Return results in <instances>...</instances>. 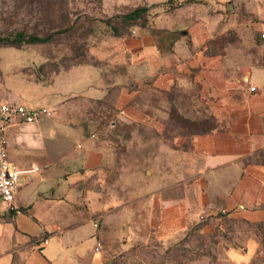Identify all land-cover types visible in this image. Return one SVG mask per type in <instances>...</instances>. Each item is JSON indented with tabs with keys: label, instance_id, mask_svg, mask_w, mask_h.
<instances>
[{
	"label": "crops",
	"instance_id": "crops-1",
	"mask_svg": "<svg viewBox=\"0 0 264 264\" xmlns=\"http://www.w3.org/2000/svg\"><path fill=\"white\" fill-rule=\"evenodd\" d=\"M133 1L148 21L92 44L95 64L1 83L0 104L51 115L0 133L9 165L28 171L12 208L0 200V264H104L124 236L169 240L202 214L203 230L221 217L264 226V0ZM87 103L109 104L111 123L99 125ZM206 116L205 132L183 123ZM116 124L127 137L108 138ZM142 129L159 132L162 148L143 153L152 165L141 194L109 213L104 182L121 156L106 144L148 147Z\"/></svg>",
	"mask_w": 264,
	"mask_h": 264
},
{
	"label": "rangeland",
	"instance_id": "rangeland-1",
	"mask_svg": "<svg viewBox=\"0 0 264 264\" xmlns=\"http://www.w3.org/2000/svg\"><path fill=\"white\" fill-rule=\"evenodd\" d=\"M135 8L148 9L133 0H0V36L20 31L43 36L49 30L73 23L76 29L74 35H59L43 45L18 48L0 45V91L4 78L11 74L49 81L58 69L80 60L79 57L74 59L70 48L79 46L81 38H87L88 47L96 41L108 39L106 31L111 21ZM233 9L243 11L245 7L237 4ZM147 21L144 13L133 23L143 25ZM79 53L85 54L83 50ZM2 95L0 92V98ZM152 95L153 99H159V96L155 98L156 95ZM83 107L94 115L108 110L104 104L87 103ZM127 132L123 133L125 137L130 130ZM138 134L141 139L151 140L148 147L139 145L136 139L124 142L129 138L116 146L111 142L106 144L112 155L116 152L123 159L122 162L119 158L113 175L104 182L103 197L109 213L115 206L127 205L141 194L146 184L143 175L147 169L151 170L152 165L143 153L162 148L161 142L151 137L159 132L151 134L142 129ZM110 165L114 166L112 162L107 166ZM232 220L221 217L210 229L199 230L192 226L182 235L164 241L153 233H141L133 238L124 236L122 242H112L104 264H264V226L251 228Z\"/></svg>",
	"mask_w": 264,
	"mask_h": 264
},
{
	"label": "trees",
	"instance_id": "trees-1",
	"mask_svg": "<svg viewBox=\"0 0 264 264\" xmlns=\"http://www.w3.org/2000/svg\"><path fill=\"white\" fill-rule=\"evenodd\" d=\"M48 9L49 8L47 7L46 10ZM144 13H146L145 8H135V9L130 10L128 13L119 15L118 20H112L111 23L108 25L107 27L108 29L106 31L107 34L114 36V37H119L134 26H139L143 28L145 23L143 25H140V24L138 25L133 22L136 21ZM75 31L76 29H74V23L71 25H65V26L62 25V27L58 29L49 30L43 36L38 35L37 33H26L24 31H20V32L9 34L5 37L0 36V45L11 46V47H16V48L21 47L22 45H43V44L49 43L50 41H52L54 37L59 36V35L61 36L62 35H74ZM82 35H84V33ZM86 39L87 38L85 37L84 39L81 38V44L79 46H76V48H73V47L70 48V51L72 52L74 59H78V57L80 59L78 62L73 63L70 66L81 64V63L95 64V62L91 60L92 58H88L87 56L89 44H87ZM82 50L85 52L84 55L79 53ZM70 66L58 69L57 72L60 70L67 69ZM102 104L107 106L108 110L106 112H99L101 113V115L98 113V115H95L92 119H95L97 122H99V125H102V124L109 125L111 123V113H110L111 108H110V105L107 103H102ZM173 117H174L173 119L175 120L178 119V118H175V116ZM211 118H212L211 116L210 117L206 116L205 120L201 119V121H193L192 123L189 121L186 122L184 120L183 123L187 127L195 126L197 127V129H199L198 131L205 132L207 131L209 127H211ZM128 129L130 130V128L128 126H125L124 124H116L115 127H113L111 131L107 132V136L110 139H112L117 134L125 137L123 133L125 134V131L127 132ZM231 219H233L232 221H240L243 224L251 228L263 227L262 225L250 224L242 219H236V218H231ZM204 224H205L204 222H201V224L197 225V228L199 230L203 229Z\"/></svg>",
	"mask_w": 264,
	"mask_h": 264
},
{
	"label": "built area",
	"instance_id": "built-area-1",
	"mask_svg": "<svg viewBox=\"0 0 264 264\" xmlns=\"http://www.w3.org/2000/svg\"><path fill=\"white\" fill-rule=\"evenodd\" d=\"M261 39L264 35L261 34ZM250 88V91H253ZM51 112L45 108H26L19 104L2 103L0 104V133L12 121L20 123H33L40 116H50ZM6 140L0 135V200L11 209L14 203L15 194L21 182V177L28 171H21L13 169L7 160ZM224 214V211L220 212ZM207 216L202 214L199 217L200 222L206 221ZM96 226V225H95ZM47 236H42L38 243H46ZM98 250V245L96 247Z\"/></svg>",
	"mask_w": 264,
	"mask_h": 264
}]
</instances>
